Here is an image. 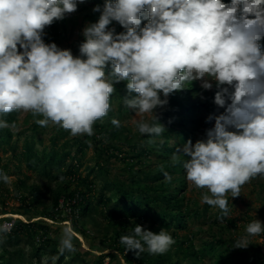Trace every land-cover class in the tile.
Segmentation results:
<instances>
[{
    "label": "clouds",
    "instance_id": "1",
    "mask_svg": "<svg viewBox=\"0 0 264 264\" xmlns=\"http://www.w3.org/2000/svg\"><path fill=\"white\" fill-rule=\"evenodd\" d=\"M78 2L84 0H0V116L30 112L43 117L34 120L42 127L51 123L72 136H91L94 123L110 111L114 85L126 81L123 104L135 112V130L159 137L165 129L154 110L166 106L170 94L197 80L204 90L215 85L214 103L224 112L209 116L215 123L205 138L187 141L171 163L188 157L187 181L206 189L201 202L219 209L223 221L229 194L240 196L243 185L264 175V0H105L103 9H93L101 15L83 29L80 56L74 57L43 36ZM113 21L125 31L109 29ZM111 123L120 127L115 118ZM8 127L0 119V128ZM164 167L159 165L170 182ZM8 179L0 173V180ZM261 233L264 224L255 219L233 247L247 248ZM120 243L139 258L145 251L164 254L175 240L165 229L154 233L135 225ZM75 251L74 232L65 227L58 255ZM49 259L55 264L58 256L44 257L43 264Z\"/></svg>",
    "mask_w": 264,
    "mask_h": 264
},
{
    "label": "rangeland",
    "instance_id": "2",
    "mask_svg": "<svg viewBox=\"0 0 264 264\" xmlns=\"http://www.w3.org/2000/svg\"><path fill=\"white\" fill-rule=\"evenodd\" d=\"M228 2L231 3V0ZM104 4L105 0L78 2L75 12L66 14L63 20L54 21L52 25L45 28L44 42L55 43L61 49H68L74 57L80 56L79 46L85 39L83 29L98 22L101 12H95L93 9L97 6L103 9ZM108 27L115 29L116 33L125 31L116 21H113ZM262 43L264 40H261ZM19 50L23 51L22 49ZM107 70L110 71V65ZM114 87L115 92L110 98L112 108L110 116H114L113 118L120 121V127H117L111 139L115 145L124 150L123 152L139 151L142 147L150 148L153 151L149 156L142 154L140 163L135 164L132 169L127 167L125 161L115 156L107 159L106 155L95 149V141H91L90 138L88 140L90 145L82 153L77 151V143L74 138L83 137L86 134L72 136L68 130L51 123L42 127L37 125L34 120L43 117L34 118L30 112L14 111L0 116V119L6 120L10 125L8 127L10 135H5L2 138L3 141H0V173L7 174L9 178L7 183L0 180V228L16 218L23 221H27L29 218H32L31 220L41 218V214H44L52 206L56 192L62 190L66 184L71 183V174L68 173V169L72 163L77 164L75 163L77 160L79 165H75L74 168L77 174H80L81 179L85 178L83 182H93L94 195L97 196L100 189H103L106 196L110 198L107 205L95 204L92 201L90 213L83 216L78 222L80 227L86 231V236L76 232L70 221L51 223V226L56 229L53 235L58 233L61 236L65 227L72 228L75 252H65L63 255H58L59 239H55L37 255L35 249L38 243L32 238L27 239V237L19 236V241L8 243L6 235L0 232V264H43L44 257L51 258L53 256H58L55 264H138L136 259H128L127 253L129 251L126 253L125 249L121 251L116 248H108L101 251L93 249L90 245L92 243L98 244L102 240L108 241L113 246L115 239H117L116 233L121 236L130 235L135 225L143 226L144 229L154 233H159L161 229H165L170 234L174 230L172 227L166 229L159 222H153L142 217L127 216L115 219L108 217L113 204L117 200L120 201V193L117 191L118 184H123V187L131 184L129 176L132 172H135L140 178L142 185L149 184L153 189L163 186L175 188L173 190L177 192L178 196H184L186 202L181 209L185 226L176 229L178 235L177 237L173 236L175 243L164 254H149L146 261H153L154 264H251L250 262L257 258L256 247H260L264 252V233L251 237V244L247 248H234L233 245L240 236L245 234L246 226L250 222L256 219L264 224V175H259L243 185L240 196L231 198L229 194L228 207L230 211L228 217H225L223 221L218 218L221 216L219 209L201 202V195L206 189H197L187 181L183 167L176 173H172L170 182H165L162 173L159 180H146L148 175L154 174L157 170L160 171L159 165L163 164L165 169L167 161L172 164V154L170 157H161L160 153L157 154L160 150L156 147L160 146L159 144L166 135L151 137L149 141L151 140L152 143H149L144 135L135 130V126L131 123L135 117V112L123 104V97L128 95L126 81H121ZM215 92V85L211 90H204L201 88V81L197 80L193 81L190 87L172 94L176 95L175 98L182 104L191 106L208 104L213 108L214 116H216L223 113L224 109L214 103ZM132 95L135 96L136 94L133 93ZM167 99L166 106L154 110L158 117V123L164 126V132L175 129L178 126V121L182 118L174 116L177 115L173 111L175 104L171 101L170 96ZM193 114L192 119L196 120L186 122L191 137L184 139L178 149L182 150L189 140L194 144L198 139L205 138L206 130L214 126L215 121L209 123L205 111L200 112L197 109V112ZM171 115L175 118L174 122H172L173 118L169 117ZM188 116L187 114L184 118H188ZM144 119L148 120L150 117L145 115ZM111 126L113 127V125ZM93 132L94 134L91 136L103 138L96 133L94 127ZM108 142L109 140L104 143L107 144ZM24 147L27 148L26 152H24ZM54 150L56 155L64 154L60 163L55 159L54 162L48 163ZM121 153L116 151L114 154L120 155ZM181 158L184 157L181 156ZM98 162L100 167L97 165ZM72 182L71 187H74L76 180ZM32 188H36L38 193L34 195L35 206L27 207L24 201L19 198L21 193L18 191L32 196L30 194ZM119 204V207L122 206V203ZM66 208V211H60V216L69 212V207ZM33 215L37 216L32 217ZM42 218L48 223L53 221L50 218ZM63 222H68L67 226L62 225ZM182 240L185 244L179 243ZM207 243L214 247L212 251L208 249L209 244ZM108 252H111V255H108ZM6 257H9L10 260L7 261L10 263H4ZM48 264H51V259H49Z\"/></svg>",
    "mask_w": 264,
    "mask_h": 264
},
{
    "label": "trees",
    "instance_id": "3",
    "mask_svg": "<svg viewBox=\"0 0 264 264\" xmlns=\"http://www.w3.org/2000/svg\"><path fill=\"white\" fill-rule=\"evenodd\" d=\"M91 2H95L97 0H89ZM225 4H230L228 0H223ZM147 21H142L141 26H144ZM264 45V43H262ZM176 95L172 94L170 95L171 101L175 104V108H173V111L177 113V115H174L175 117H182L180 121H178V126H176L175 129L169 130L163 133L165 136V139L161 141L159 144V147H156L160 150L157 154L160 153L161 157H170V155L175 152L180 143L184 141L187 137H191V132L187 130V123L194 122L196 119H192L194 116V112L202 111L206 112L207 116H213L214 117V110L213 108L208 104H198V105H189V104H182L179 102L176 98ZM111 100V99H110ZM111 109L108 112L107 116L103 118V120H97L93 127L95 128L96 133L100 134V136H103V138H97L96 136H88L85 135L83 137L78 136L74 138V141L77 143V151H80L81 153L84 151L86 147L90 145L89 138L91 141H95V149L103 153L107 156V159L111 158L112 156H115L119 158L120 160H123L127 163V167L129 169H132L135 164L140 163L141 155H147L149 156L152 154V150L150 148L142 147L139 151L133 152H123L124 150L118 146L115 145L113 140L114 132L117 129L115 126H111L112 119L114 116H110ZM196 109V110H195ZM189 115L188 118H184L186 115ZM173 118L172 122L175 121V118L171 115L169 116ZM112 118L111 120H109ZM106 120V121H105ZM188 120V121H187ZM214 120V119H213ZM213 120L209 121L211 123ZM187 122V123H186ZM5 135H10L9 128H0V141H3V137ZM144 138L149 141L151 136L144 135ZM111 139V141H110ZM107 144L104 142L108 141ZM1 143V142H0ZM29 147V145H26ZM133 149V148H132ZM27 151V148L24 147V152ZM118 151L122 152L120 155L114 154ZM65 154H68V152H65ZM52 156L49 158L48 163L54 162L53 160L59 161V163L63 160L64 154H58L56 155L55 150L51 154ZM136 157V161L134 162V159ZM186 159V157L181 158L180 162L173 165L169 164L168 161L166 163V168L164 169L169 173V175H173L172 173H176L181 167H183V161ZM78 161V160H77ZM75 162L77 164H71L68 173H70V181L73 183V180H76L74 183V187H71V183L66 184L65 187L62 190H59L56 192L54 196V200L52 203V206L48 211H46L44 214H41L42 217L50 218L53 221L52 222H46L44 218H37L35 220H31L32 218H29L27 221H23L20 218H16L13 220L11 228L7 232H3L7 237V242L11 243L13 241H19V236H24L27 239L32 238L34 241H36L37 246L35 249V254H39L45 246L50 245L52 240L60 239V235L58 233L53 235V232L56 231V229L51 226V223H59L60 221H66L69 220L71 222V225L73 226L74 230L76 232H80L81 234L86 236V231L83 230L80 225L79 221L81 218L87 214L90 213L91 208V202L94 201L95 204H102L107 205L110 202V198L106 196L105 191L103 189H100L99 194L97 196L94 195V184L93 182H83L85 178H80V174H77L74 166H78L79 162ZM98 167H100L99 162L97 163ZM160 172V173H159ZM161 171H156L154 174H150L146 177V180L150 179L152 181L161 179ZM130 181L131 184H127V186L123 187V184H118V192L120 193V201H116L110 212L108 213V217L110 219L115 218H122V217H142L145 219H149L153 222H159L160 225L165 227L166 229L174 228V230L170 233L172 237H177V228H182L185 226L183 224L184 217L183 212L181 209L186 204L185 197L184 196H178L177 192H175L173 189L175 188H166V187H158V188H151L149 184H141L140 178L135 174V172L131 173ZM145 180V181H146ZM23 182V180H21ZM86 188H83V187ZM175 187V185H174ZM170 189V190H169ZM20 194L19 198L22 199L27 207L35 206V198L34 195H37V189L32 188L30 190L29 195L22 194L20 190L18 191ZM119 203H122V206L119 207ZM69 207V212L64 215L60 216V211H66V207ZM64 206V207H63ZM7 212V211H5ZM1 213V212H0ZM37 215H33L32 217H35ZM69 217V218H64ZM62 225L67 226V223H62ZM176 227V228H175ZM117 239H115V243L113 246L108 243V241H102L98 242V244H90L93 249L105 251L108 248H116L120 249L121 251L125 249L124 245H120V237L121 235L116 233ZM117 240V241H116ZM117 242V244H116ZM46 243V244H45ZM179 243L185 242L179 241ZM208 249L212 251L214 249L213 246H211L210 243ZM257 253H256V259L253 262H250L251 264H264V252L261 250L260 247H256ZM6 253V250H5ZM9 253V251H7ZM111 252H108V255ZM197 253V252H194ZM129 260L136 259L138 264H154L153 261H146L147 256L149 255L148 252L141 253L140 257L138 258L133 251H129L127 253ZM197 255V254H196ZM5 257V256H3ZM9 257H6V260L4 263H10V261H7ZM10 260V259H9Z\"/></svg>",
    "mask_w": 264,
    "mask_h": 264
},
{
    "label": "built area",
    "instance_id": "4",
    "mask_svg": "<svg viewBox=\"0 0 264 264\" xmlns=\"http://www.w3.org/2000/svg\"><path fill=\"white\" fill-rule=\"evenodd\" d=\"M69 210H70V208H69ZM66 221H69V220H66ZM12 223H13V221L12 222H9L7 225H9L8 227H6V226H4L3 228H7L8 230L11 228V226H12ZM68 223V222H67Z\"/></svg>",
    "mask_w": 264,
    "mask_h": 264
},
{
    "label": "bare ground",
    "instance_id": "5",
    "mask_svg": "<svg viewBox=\"0 0 264 264\" xmlns=\"http://www.w3.org/2000/svg\"><path fill=\"white\" fill-rule=\"evenodd\" d=\"M13 215H15V214H13Z\"/></svg>",
    "mask_w": 264,
    "mask_h": 264
}]
</instances>
